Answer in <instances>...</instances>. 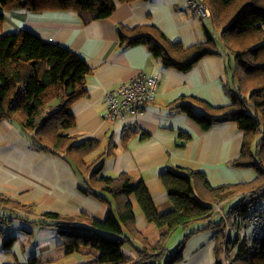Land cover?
<instances>
[{"label": "trees", "instance_id": "16d2710c", "mask_svg": "<svg viewBox=\"0 0 264 264\" xmlns=\"http://www.w3.org/2000/svg\"><path fill=\"white\" fill-rule=\"evenodd\" d=\"M135 1L139 0H0V24L4 11L14 9L75 11L84 24H89L109 18L117 3ZM206 2L214 27L220 31L219 38L207 34L204 42L185 48L168 40L153 26L121 27V45H145L165 67L185 72L203 58L217 56L224 50L230 58L231 79L225 80L224 86L231 105L216 108L199 100L195 103L203 107L201 113L191 103L178 108L204 130L234 123L244 140L240 156L232 166L253 170L256 178L248 183L211 187L200 172L168 170L162 180L173 208L165 213L158 212L142 182L133 185L127 174L102 176L99 158L87 162L101 147L99 141L77 143L66 134L76 124L72 105L89 95L87 77L93 68L69 48L44 41L27 30L0 37V124H17L29 135L35 149L71 163L81 179L83 194L108 208L103 220L82 212L77 217L42 213L32 221L39 227L57 230L64 256L81 254L87 259L83 264H178L193 235L214 231V264H264V229L253 238L254 228L246 224L247 219L264 213V0ZM136 133L139 131H126L123 145ZM110 142L108 154L113 155L116 145ZM131 195L136 196L147 222L160 231L154 243L137 229ZM234 197L242 200L228 212H213L218 201L227 202ZM0 205L7 208L11 224L14 218L29 219L34 212L1 193ZM213 214H217L215 222L208 224ZM194 223L202 224L188 233ZM179 228L186 234L168 256V241ZM15 241V237L4 239L7 253ZM58 260L59 257L46 256L26 264H53Z\"/></svg>", "mask_w": 264, "mask_h": 264}, {"label": "crops", "instance_id": "0c3cea01", "mask_svg": "<svg viewBox=\"0 0 264 264\" xmlns=\"http://www.w3.org/2000/svg\"><path fill=\"white\" fill-rule=\"evenodd\" d=\"M4 14L0 37L27 30L44 41L69 48L93 68L87 77L89 95L72 105L71 113L76 124L66 134L74 137L77 143L87 140L101 143L87 162L92 163L99 158L102 176L127 174L132 178L133 185L142 182L159 213L173 208L162 180L168 170L200 172L211 187L248 183L256 178L253 170L232 166L240 156L244 140L243 133L234 123L217 124L204 130L178 108L181 104L191 103L196 112L201 113L203 107L196 104L199 100L216 108L231 105L224 86L225 80L231 79L230 58L224 50H220L217 56L203 58L193 69L185 72L165 67L145 45H121V27L133 29L145 26L155 27L168 40L185 48L204 42L207 34H211L205 22L210 20L215 29L212 16L201 19L193 15L188 8V0L117 3L115 12L109 18L93 20L89 24H84L77 12L67 10L30 12L14 9L5 10ZM215 31L217 34L211 35L219 38L220 31ZM139 75L159 79L153 99L145 106L144 115H128L120 122L105 120L106 94ZM133 130L139 133L133 134L123 145L122 136L126 131ZM143 134L147 136L141 138ZM28 136L11 121L0 124V193L32 209L34 212L29 214V219H25L30 222L42 213L77 217L87 212L103 220V210L107 216L108 208L83 194L75 167L61 157L35 149ZM110 141L116 145L113 155L108 154ZM129 199L134 208L137 229L149 238L156 234L158 238L160 231L155 233L147 222L136 196L131 195ZM218 203H222L224 213L227 202ZM216 216L214 214L207 223H214ZM15 219L7 230L0 229V243L2 241L3 244L0 264L13 261L26 264L34 258L58 253L59 260L53 264L87 262L81 254L64 256L62 240L55 233L26 250L22 239L11 235L14 229L17 230ZM38 227L30 225L29 234L39 232ZM214 236L212 231L191 238L184 252L187 255H183L178 264L203 263L204 256L200 252L203 249L209 264H214ZM7 237L16 239L9 253L4 248ZM150 239L153 242V238Z\"/></svg>", "mask_w": 264, "mask_h": 264}, {"label": "built area", "instance_id": "2783aa9c", "mask_svg": "<svg viewBox=\"0 0 264 264\" xmlns=\"http://www.w3.org/2000/svg\"><path fill=\"white\" fill-rule=\"evenodd\" d=\"M188 8L193 15L207 19L211 17V10L206 0H188ZM159 79L156 76L139 75L135 79L123 83L114 91L105 96V120L110 122L124 121L128 115L139 117L145 113V106L153 99ZM8 210L0 205V229L11 227ZM214 213L223 214L222 203L215 205ZM246 224L252 226V236L258 237L264 229V213L258 214L253 219H247Z\"/></svg>", "mask_w": 264, "mask_h": 264}, {"label": "rangeland", "instance_id": "374dc122", "mask_svg": "<svg viewBox=\"0 0 264 264\" xmlns=\"http://www.w3.org/2000/svg\"><path fill=\"white\" fill-rule=\"evenodd\" d=\"M205 23H207V25H208V28H209V30H210V32H211V34H217V32L215 31V29L210 25V20H207ZM218 42H219V40H218ZM220 44H222V42H221V39H220V42H219ZM223 45V44H222ZM242 200V197H234V198H232V199H230V200H228L227 201V203H226V205H225V207L223 208L224 209V212L225 211H229V209L231 208V207H233V206H235V205H237L240 201ZM263 203V202H262ZM264 204V203H263ZM258 206V204H256L255 205V207H257ZM103 212L105 213V215H103V218L105 219L106 217V211H105V209L103 210ZM214 215V214H213ZM31 216V215H30ZM14 222H15V228L17 227V230L16 229H14L13 231H12V233H11V235H15V236H17V237H19V238H21L22 240H21V243L23 242V244H25L24 245V248L27 250L28 248H32L36 243H40L42 240H43V238H48L49 237V235H52V234H56V236H57V230L55 229V228H50V227H42V228H44L43 230L42 229H40L39 227H38V225H36L35 223H33V222H30V221H28V220H25V219H21V218H16L15 220H14ZM202 223H194V224H191L190 225V227H189V229H188V233H190V232H192V231H194V230H197V228H198V226H200ZM22 225H23V230H22ZM30 225H32L33 227H38V231L39 232H37V233H32V234H29V232L28 231H30ZM2 229H4V231L5 230H7V228H2ZM152 229L155 231V233L156 232H158L157 231V228L154 226V225H152ZM41 231V232H40ZM206 232H211L212 233V231H206ZM7 233V232H6ZM44 233H46V234H44ZM203 232H201V233H199V234H202ZM44 234V235H43ZM185 234H186V232H184L182 229H179L178 231H176L172 236H171V238L169 239V242H168V244H167V249H168V256L171 254V253H173L175 250H176V248H177V246L181 243V241L183 240V237L185 236ZM199 234H196V235H193V237H195V236H197V235H199ZM30 236H32L31 238H30ZM192 237V238H193ZM227 237H228V234H227ZM50 238V237H49ZM150 238H153L152 240H153V242H154V240H157L158 238H157V234L156 235H154L153 237H150ZM228 239V238H227ZM2 247H3V244H2V241H1V243H0V250L2 249ZM34 248H36V246L34 247ZM201 252V254H202V256H204V260H203V263H201V264H209V261H208V258H207V255H206V252H205V249H203L202 251H200ZM187 253V252H186ZM59 254V253H58ZM58 254H54V257H57V255ZM186 255L187 254H184V257H186ZM14 259V258H13ZM213 260H214V255H213ZM214 262H215V260H214ZM211 264V263H210Z\"/></svg>", "mask_w": 264, "mask_h": 264}]
</instances>
